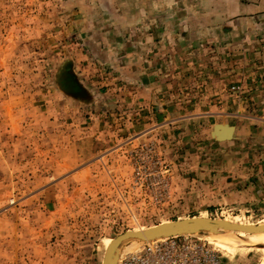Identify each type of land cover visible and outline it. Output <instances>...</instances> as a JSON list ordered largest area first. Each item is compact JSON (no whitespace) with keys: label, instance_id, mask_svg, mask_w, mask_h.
<instances>
[{"label":"rangeland","instance_id":"rangeland-1","mask_svg":"<svg viewBox=\"0 0 264 264\" xmlns=\"http://www.w3.org/2000/svg\"><path fill=\"white\" fill-rule=\"evenodd\" d=\"M62 7L0 0V264H103L118 235L192 216L262 222L253 146L263 132L242 127L221 143L217 129L212 138L165 128L136 139L126 119L49 98L53 58L81 52ZM199 225L212 233L180 236L206 240L231 264H264V234L218 244L210 238L239 231Z\"/></svg>","mask_w":264,"mask_h":264},{"label":"crops","instance_id":"crops-1","mask_svg":"<svg viewBox=\"0 0 264 264\" xmlns=\"http://www.w3.org/2000/svg\"><path fill=\"white\" fill-rule=\"evenodd\" d=\"M61 12L81 52L53 58L51 100L126 119L136 139L264 133V0H63Z\"/></svg>","mask_w":264,"mask_h":264},{"label":"built area","instance_id":"built-area-1","mask_svg":"<svg viewBox=\"0 0 264 264\" xmlns=\"http://www.w3.org/2000/svg\"><path fill=\"white\" fill-rule=\"evenodd\" d=\"M165 194L168 189L165 187ZM117 264H231L209 242L171 236L154 240L137 252L119 259Z\"/></svg>","mask_w":264,"mask_h":264},{"label":"water","instance_id":"water-1","mask_svg":"<svg viewBox=\"0 0 264 264\" xmlns=\"http://www.w3.org/2000/svg\"><path fill=\"white\" fill-rule=\"evenodd\" d=\"M217 128L218 127H216V129ZM214 136L217 139H223L224 138V137L221 138L220 136H218L216 134V132H214ZM227 137L232 138V134H228ZM202 223H208L210 225H213L212 227L218 228V229H221V227L228 226V227H231L232 229L237 230V231H240V230L252 231L255 229H259V228H264V226H259V225H242V224H237V223L235 224V223L226 222V221H223V219H213L210 217L209 218H202L200 216H192V217H188V218L169 221L167 223L162 222V223L157 224L155 226L149 227L146 231H144V234L148 235L149 233H152L156 236H160L161 234H163L165 232L167 233L164 237H161V238L159 237V238L155 239V240H158V239L167 238V237H171V236L203 235L205 233H207V234L212 233V231H210L206 227L201 228V231H196L197 229L200 228L199 224H202ZM186 226H194L192 228L194 231L185 230L184 228ZM212 227L210 226L209 228H212ZM128 233H131V231L129 230L123 234L118 235L117 237H115L113 239V242L111 243V245L106 249L103 264H110L109 253H110L111 247L114 246L116 248L118 246L117 242H118L119 238L124 237V235H127ZM134 233H136V235H141L140 232H134ZM119 250L120 249L115 250L117 253L115 252L113 264H117V262H118Z\"/></svg>","mask_w":264,"mask_h":264},{"label":"bare ground","instance_id":"bare-ground-1","mask_svg":"<svg viewBox=\"0 0 264 264\" xmlns=\"http://www.w3.org/2000/svg\"><path fill=\"white\" fill-rule=\"evenodd\" d=\"M226 222H229V221H226ZM163 223H167V222H163ZM230 223H233V222H230ZM202 224H208V223H202ZM242 225H259V226H264V220L262 222H258V223H250V222L249 223H243ZM226 227H228V226H226ZM147 229L148 228H146V229H138V230H130L131 233H128L127 235H124V237H120L119 240H118V242H117V245L118 246L116 248L114 246L111 247V250H110V253H109V261H110V264H113V259H114L115 252H116L115 250L120 249L119 252H118V258L123 257V256H127V255H129V254H131L133 252L132 251L133 248L134 249H139V247H141V241L147 240V239L148 240H152V241L147 242L145 244V245H147V244L153 243L155 239H157L159 237L160 238L161 237H164L167 234L165 232V233L161 234L160 236H156V235H154L152 233H149L148 235H145L144 234V231H146ZM184 229L185 230H188V231H194L191 226H186ZM196 231H201V230L197 229ZM134 232H140L141 235H136V233H134ZM262 234H264V228H259V229H255V230H252V231H243V230H240L239 231V234L233 235V236H231L229 238L228 237H224L225 238L224 240H222V239H220L218 237H214V238L211 237L210 239H213V241L215 243H218V244H226V245H229V244H233V243L240 242V241L243 240V238H247V237L254 238V237H257V236L262 235ZM129 243H133L132 247L133 246L134 247L133 248H130L131 246H127ZM125 247H127L129 249L127 251H125ZM142 248H140L139 250H141Z\"/></svg>","mask_w":264,"mask_h":264}]
</instances>
